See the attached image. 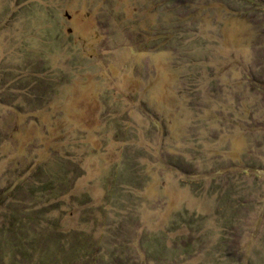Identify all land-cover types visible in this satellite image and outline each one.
Listing matches in <instances>:
<instances>
[{
	"label": "rangeland",
	"instance_id": "374dc122",
	"mask_svg": "<svg viewBox=\"0 0 264 264\" xmlns=\"http://www.w3.org/2000/svg\"><path fill=\"white\" fill-rule=\"evenodd\" d=\"M0 264H264V0H0Z\"/></svg>",
	"mask_w": 264,
	"mask_h": 264
}]
</instances>
